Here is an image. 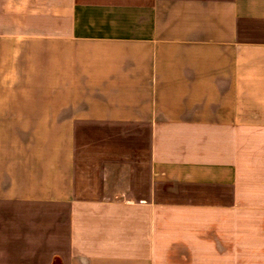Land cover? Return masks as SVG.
<instances>
[{"label": "crops", "instance_id": "crops-1", "mask_svg": "<svg viewBox=\"0 0 264 264\" xmlns=\"http://www.w3.org/2000/svg\"><path fill=\"white\" fill-rule=\"evenodd\" d=\"M5 71L0 264H264V0H0Z\"/></svg>", "mask_w": 264, "mask_h": 264}, {"label": "rangeland", "instance_id": "rangeland-1", "mask_svg": "<svg viewBox=\"0 0 264 264\" xmlns=\"http://www.w3.org/2000/svg\"><path fill=\"white\" fill-rule=\"evenodd\" d=\"M4 80L0 83V95H6V97L0 98L2 102L1 109L6 110V102L9 97H7L8 85L10 86L11 82H6L7 74L6 71L3 74ZM19 107V106H18ZM22 109L23 107L20 106ZM3 113L2 116L6 119L8 116ZM15 116V115H14ZM20 118H23V114L18 115ZM25 116H28L25 114ZM17 124H15L16 126ZM69 136V131L67 130H48V129H23V128H0V141H67Z\"/></svg>", "mask_w": 264, "mask_h": 264}]
</instances>
